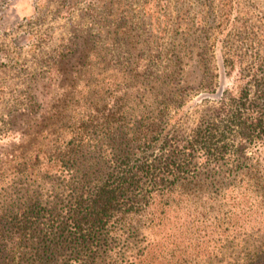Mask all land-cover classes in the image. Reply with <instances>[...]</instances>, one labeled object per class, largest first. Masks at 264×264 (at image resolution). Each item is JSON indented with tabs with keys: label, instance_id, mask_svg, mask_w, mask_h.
Returning <instances> with one entry per match:
<instances>
[{
	"label": "rangeland",
	"instance_id": "rangeland-1",
	"mask_svg": "<svg viewBox=\"0 0 264 264\" xmlns=\"http://www.w3.org/2000/svg\"><path fill=\"white\" fill-rule=\"evenodd\" d=\"M263 60L264 0H0V264L1 227L11 250H29L38 229L23 220L65 204L103 112H118L121 127L159 114L163 132L182 133L218 97L236 98ZM259 142L239 162L191 160L205 212L193 222L210 229L195 245L150 242L143 264H264V134ZM98 257L136 264L128 249Z\"/></svg>",
	"mask_w": 264,
	"mask_h": 264
},
{
	"label": "trees",
	"instance_id": "trees-1",
	"mask_svg": "<svg viewBox=\"0 0 264 264\" xmlns=\"http://www.w3.org/2000/svg\"><path fill=\"white\" fill-rule=\"evenodd\" d=\"M250 84L255 87L252 91L247 87ZM242 87L236 98L218 97L217 105L208 114L197 115L196 122L182 133L172 127L171 134L163 132L157 125L159 114L122 128L115 119L118 112H103L93 128L96 136L81 142L90 154L78 175L69 174L65 195L61 194L65 204H53L44 215L23 220L38 229L31 239L24 238L28 244L34 238L35 246L11 250L1 227V264H61V254L76 264H94L100 254L113 249L122 253L128 249L130 263L143 264L154 260L153 254L142 256L152 241L158 249L164 241L172 244L176 236L186 238V246L195 245L199 232L210 226L202 221L195 224V218H204L205 212L196 204L203 190L191 184L198 169L191 160L204 158L209 163L235 154L238 161L248 145L260 143L264 60ZM157 143V152H151ZM205 196L202 202L210 198ZM147 232L151 241L145 239ZM168 236L173 239H163ZM17 237L23 242L24 236ZM135 248L136 253H131Z\"/></svg>",
	"mask_w": 264,
	"mask_h": 264
}]
</instances>
